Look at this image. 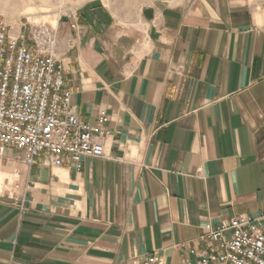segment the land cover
Here are the masks:
<instances>
[{"label":"crops","instance_id":"obj_1","mask_svg":"<svg viewBox=\"0 0 264 264\" xmlns=\"http://www.w3.org/2000/svg\"><path fill=\"white\" fill-rule=\"evenodd\" d=\"M79 14L56 52L73 111L106 116L105 154L28 167L5 148L0 264H197L207 225L264 224V0Z\"/></svg>","mask_w":264,"mask_h":264},{"label":"built area","instance_id":"obj_2","mask_svg":"<svg viewBox=\"0 0 264 264\" xmlns=\"http://www.w3.org/2000/svg\"><path fill=\"white\" fill-rule=\"evenodd\" d=\"M55 40L53 28L34 25L25 34L0 18V157L5 148H15L28 167L42 155L49 165L78 169L83 157L104 156L102 138L109 131L104 114L91 124L70 106L72 92L65 86ZM258 220L239 214L207 225L203 237L209 248L197 264H264V224ZM139 264L164 262L152 252Z\"/></svg>","mask_w":264,"mask_h":264},{"label":"rangeland","instance_id":"obj_3","mask_svg":"<svg viewBox=\"0 0 264 264\" xmlns=\"http://www.w3.org/2000/svg\"><path fill=\"white\" fill-rule=\"evenodd\" d=\"M158 1L180 4L187 0H0V18L25 34L31 26L44 25L53 28L57 37L58 24L67 21L71 28H76L80 10L87 5H95L111 13L115 20L127 23L135 20L145 5ZM245 1L259 3V0Z\"/></svg>","mask_w":264,"mask_h":264}]
</instances>
